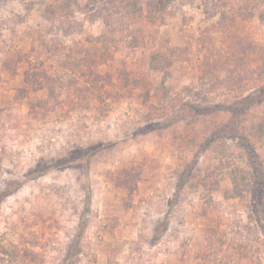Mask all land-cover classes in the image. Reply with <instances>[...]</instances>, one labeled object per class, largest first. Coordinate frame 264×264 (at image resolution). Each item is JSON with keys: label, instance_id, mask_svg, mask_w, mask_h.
I'll return each mask as SVG.
<instances>
[{"label": "rangeland", "instance_id": "rangeland-1", "mask_svg": "<svg viewBox=\"0 0 264 264\" xmlns=\"http://www.w3.org/2000/svg\"><path fill=\"white\" fill-rule=\"evenodd\" d=\"M0 264H264V0H0Z\"/></svg>", "mask_w": 264, "mask_h": 264}, {"label": "trees", "instance_id": "trees-1", "mask_svg": "<svg viewBox=\"0 0 264 264\" xmlns=\"http://www.w3.org/2000/svg\"><path fill=\"white\" fill-rule=\"evenodd\" d=\"M237 107H238V109L241 111V112H243V111H245V109L246 108H248L249 107V101H248V98H244L243 99V101L242 102H240V103H238L237 104ZM241 107V108H240ZM230 111L232 110H236V107L235 106H228L227 107ZM234 114V113H233ZM234 117H235V114L233 115ZM233 118V117H232ZM231 118V119H232ZM244 178V177H243ZM230 179H231V182H232V184H233V186H234V189L236 190V192H238L237 191V189H238V180H237V177H236V175L232 172L231 173V177H230Z\"/></svg>", "mask_w": 264, "mask_h": 264}]
</instances>
